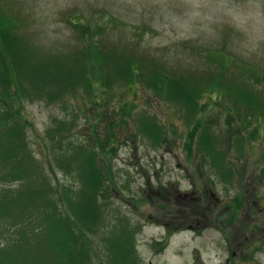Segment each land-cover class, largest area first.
<instances>
[{
	"label": "rangeland",
	"instance_id": "obj_1",
	"mask_svg": "<svg viewBox=\"0 0 264 264\" xmlns=\"http://www.w3.org/2000/svg\"><path fill=\"white\" fill-rule=\"evenodd\" d=\"M0 8L20 18L32 31L34 43L44 48L83 45L77 25L67 23L70 20L80 22L82 30L83 24L84 31H88L86 26L93 31L94 25L105 27L94 33L95 41L103 37L104 43L117 45L126 54L149 56L180 72L202 71L206 54L216 53L238 71L246 67L264 73V0H0ZM113 91L101 102L97 98L98 105L81 91L65 102L42 98L23 104L24 116L32 124L30 150L40 164L31 182L41 180L42 170L53 188L72 185L78 190L75 173L65 172L64 165L61 170L40 141L50 145L47 134L59 122L72 121V131L62 134L69 140H92L93 129H83L100 115L104 124L94 132L100 142L111 139L116 148L111 159L116 188L107 214L127 215L138 227L141 264H264V122L257 140L245 134L246 138H240L247 139L242 155L237 150L240 146L230 143L226 155L234 183L229 186L218 178L209 157L192 156L181 148L180 135L187 128L176 106L151 97L140 85L129 88L123 80ZM203 104L212 109L203 119L223 107L215 106L208 95ZM131 108L126 116L124 110ZM148 114L156 116L159 124L182 132L179 136L168 133L165 143L153 146L139 130V122ZM112 115L116 121L124 120L114 128L115 139L108 131ZM220 129L225 132L219 119L214 133ZM249 129L253 130V124ZM0 183L5 190L25 187L20 180ZM211 205L214 211L208 209ZM0 230L2 245V233H7L3 223ZM90 231L97 233L96 225ZM90 264H106V260L100 253Z\"/></svg>",
	"mask_w": 264,
	"mask_h": 264
},
{
	"label": "trees",
	"instance_id": "obj_2",
	"mask_svg": "<svg viewBox=\"0 0 264 264\" xmlns=\"http://www.w3.org/2000/svg\"><path fill=\"white\" fill-rule=\"evenodd\" d=\"M67 23L77 25L83 45L44 48L34 43L32 31L20 18L0 8V180L25 184L21 190H5L0 183V223L7 231L2 233L0 264H90L100 253L106 264H141L136 247L138 227L127 215L107 214L116 188L111 166L116 148L111 139L100 142L94 132L104 118L99 115L95 122L85 124L83 131L93 129L92 140H69L62 134L72 131V121L59 122L47 134L50 145L40 141L57 166L62 170L64 165L65 172L75 173L80 181L78 190L72 185L59 190L49 185L42 170L41 180L31 182L40 164L30 150L32 124L24 116L23 104L42 98L65 102L81 91L98 105L96 99L101 102L106 94L112 95L120 80L129 88L140 85L151 97L177 107L187 128L180 135L181 148L192 156L209 157L218 178L231 186L234 172L226 155L230 143L231 147L239 145L242 155L247 139L240 138H246L245 134L257 140L263 134L259 125L264 122V73L246 67L238 71L230 60L214 53L206 54V65L195 76V72L165 67L149 56L126 54L119 46L104 43L103 37L95 41L94 33L105 27L94 25L93 31L86 26L88 31H84L80 22ZM205 95L223 107L203 119L204 113L212 111L203 104ZM131 110L124 114L128 116ZM147 116L139 122V130L153 146L163 143L168 133L179 136L182 132L159 124L156 116ZM219 119L225 132L220 129L218 134L214 131ZM108 122L114 138V128L124 120L116 121L112 115ZM95 225L97 233L90 231Z\"/></svg>",
	"mask_w": 264,
	"mask_h": 264
}]
</instances>
